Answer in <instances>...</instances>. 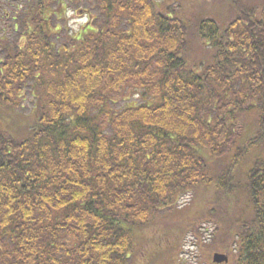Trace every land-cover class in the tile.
I'll use <instances>...</instances> for the list:
<instances>
[{
	"label": "trees",
	"instance_id": "obj_1",
	"mask_svg": "<svg viewBox=\"0 0 264 264\" xmlns=\"http://www.w3.org/2000/svg\"><path fill=\"white\" fill-rule=\"evenodd\" d=\"M60 1L0 38V264H264V0Z\"/></svg>",
	"mask_w": 264,
	"mask_h": 264
},
{
	"label": "rangeland",
	"instance_id": "obj_2",
	"mask_svg": "<svg viewBox=\"0 0 264 264\" xmlns=\"http://www.w3.org/2000/svg\"><path fill=\"white\" fill-rule=\"evenodd\" d=\"M63 1V3H62ZM60 1V4L53 5L52 11L55 13L57 9L62 5L64 8L65 15L60 16L64 17L68 20L69 25H70V31L72 30L73 32H78L81 28L85 26L89 19V14L86 12V4L85 0H62ZM156 1H163V0H156ZM34 0H0V38L5 37L6 40L12 41L14 40V34L12 33V30L8 29V26L11 23L12 18H16L17 15L23 16V14L26 12L27 7L30 6ZM185 3V2H184ZM201 1H193L191 4L187 2L185 4V10H189V7L192 6L194 7L197 12L202 13V12H211L210 8L205 7ZM184 6V4H183ZM182 5L180 4H174L172 5V8H176L179 10ZM223 8L221 7V10ZM85 11V12H82ZM57 15H60L59 13H55ZM6 23V27L4 26V22ZM62 24V23H61ZM5 38H2L5 40ZM3 58V53L2 49L0 48V59ZM28 96V95H27ZM32 99V98H31ZM135 99V98H134ZM132 102V101H131ZM123 103H120L114 106V109H118L122 107ZM25 107L23 108V111L20 113H25V115H28L29 113L31 116L33 115L31 109L30 103L26 102ZM2 128L1 131L8 133L10 136L20 139L26 136L25 133V127L26 124L22 121L20 123V126L18 129H15L13 131H9L6 128L5 124H1ZM189 210V209H188ZM211 218V216H209ZM206 222L201 225V230L200 234L202 235H196V236H206V239L209 238L210 231H213L215 229L216 223L213 220H210L209 218L207 219L206 217ZM209 220V221H208ZM147 236L150 237V243L151 244L149 247L153 249V245L155 244V241L157 240V237L155 236L154 232H149ZM208 240V239H207ZM206 240V242H207ZM145 246V245H144ZM200 246L201 244L199 243L198 239L195 236L190 235L189 237L186 238L185 243L181 247V253H180V258L175 264H209V256H211L214 252L222 253L220 250H210V248H207L204 252L207 254V256L202 255L200 251ZM148 253V251H147ZM133 264H141V260L138 258L135 259Z\"/></svg>",
	"mask_w": 264,
	"mask_h": 264
},
{
	"label": "water",
	"instance_id": "obj_3",
	"mask_svg": "<svg viewBox=\"0 0 264 264\" xmlns=\"http://www.w3.org/2000/svg\"><path fill=\"white\" fill-rule=\"evenodd\" d=\"M213 262L217 263V264H220V263H223V262H227V257L225 255L215 254L213 256Z\"/></svg>",
	"mask_w": 264,
	"mask_h": 264
}]
</instances>
